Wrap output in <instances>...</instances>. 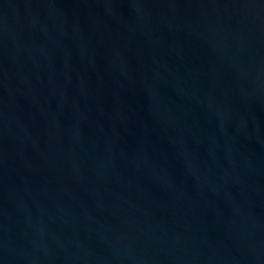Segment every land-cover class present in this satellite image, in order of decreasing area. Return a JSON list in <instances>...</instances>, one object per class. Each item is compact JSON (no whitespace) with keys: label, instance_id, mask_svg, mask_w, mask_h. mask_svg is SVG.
<instances>
[{"label":"water","instance_id":"obj_1","mask_svg":"<svg viewBox=\"0 0 264 264\" xmlns=\"http://www.w3.org/2000/svg\"><path fill=\"white\" fill-rule=\"evenodd\" d=\"M0 264H264V0H0Z\"/></svg>","mask_w":264,"mask_h":264}]
</instances>
